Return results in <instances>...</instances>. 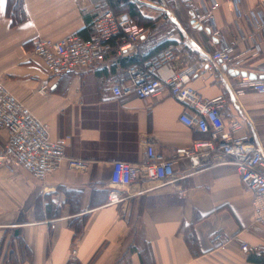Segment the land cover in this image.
<instances>
[{"label": "crops", "instance_id": "obj_1", "mask_svg": "<svg viewBox=\"0 0 264 264\" xmlns=\"http://www.w3.org/2000/svg\"><path fill=\"white\" fill-rule=\"evenodd\" d=\"M218 1L214 18L224 40L232 43L237 37L233 11ZM174 2L179 18L169 9L150 16L170 20L172 26L154 27L156 21L142 25L149 33L137 52L126 57L136 58L134 63L109 58L66 77L46 73L32 53V41L93 37L94 20L103 12L95 2L22 0L18 19L7 10L8 0L0 3V83L48 126L51 139L68 137L65 160L43 180L0 164V264H260L234 237L258 246L264 259V229L252 222L251 193L224 157H204L196 167L176 159V180L161 186L141 182L115 188L110 183L114 161L138 164L147 146L155 157L168 159L176 148L205 138L179 122V115L192 112L167 92L145 100L132 93L113 97L103 83L105 75L123 67L139 69L149 54L167 45L175 46L176 58L160 76L203 63L215 41L189 24L199 0ZM254 5L255 0H245L242 7ZM263 64L257 57L241 69L254 75ZM238 82L227 70L202 69L190 84L204 98L223 95L225 127L239 121L240 132L249 134L264 156V95L250 90L237 94ZM42 86L46 90L39 93ZM5 140L1 130L0 147ZM115 189L128 197L110 205L107 196ZM215 233L229 242L212 244Z\"/></svg>", "mask_w": 264, "mask_h": 264}, {"label": "built area", "instance_id": "obj_2", "mask_svg": "<svg viewBox=\"0 0 264 264\" xmlns=\"http://www.w3.org/2000/svg\"><path fill=\"white\" fill-rule=\"evenodd\" d=\"M178 1L192 4V0ZM243 1L223 0L232 8L237 29V37L232 43L224 40L214 18V12L221 7L218 0H199L191 11L193 17H190V21L215 41V48L206 54L199 67L168 70L166 75L160 76L159 71L169 68L176 58L175 46L167 45L149 54L139 69L127 66L103 77V83L109 87L113 97L132 93L137 99L145 100L167 92L177 103L192 112L191 115L185 112L179 115V122L205 136L195 140L189 148H176L168 159L155 157L153 147L147 146L138 164L114 161L110 183L115 188L141 182L161 186L176 180V159L185 158L196 167L204 157L221 156L235 168L242 186L251 193L252 222L264 229V156L261 149L249 134L240 132L242 125L239 121H232L225 127L222 110L226 98L223 95L207 99L190 84L191 76L198 70L234 71L239 78L237 94L250 90L264 95V64L257 68L254 79L241 69L245 62L257 57L264 63V0H255V5L246 10L242 7ZM94 28L95 34L91 38H82L78 34L58 40L36 38L32 41V53L41 61L47 74L66 77L97 68L109 58L131 56L149 33L148 28L139 26L127 13H115L110 9L94 20ZM45 90L46 86H42L39 93ZM1 130L6 133V140L0 147L1 165L18 166L35 179L43 180L56 172L65 160L64 148L68 137L51 139L48 126L0 83ZM127 197L115 189L108 193L107 202L115 205ZM234 239L241 250L253 254L260 252L258 246L249 245L236 237ZM210 240L216 246H223L230 239L215 233ZM75 252L71 250V259Z\"/></svg>", "mask_w": 264, "mask_h": 264}, {"label": "trees", "instance_id": "obj_3", "mask_svg": "<svg viewBox=\"0 0 264 264\" xmlns=\"http://www.w3.org/2000/svg\"><path fill=\"white\" fill-rule=\"evenodd\" d=\"M22 0H8V5H7V10L14 14V16L18 19V18H22L23 16V10H22V6L21 3ZM140 4L134 1H129V0H112L111 3V7L117 12L120 13H126V12H122L120 10H124L126 9L127 14L134 19V21L138 24V25H152L153 22L155 21L154 18L151 17H145L144 15H142L139 11V6ZM19 7V8H18ZM17 13V14H16ZM139 17H142L144 19H146L148 22L147 23H142L141 20L139 19ZM14 20V19H13ZM15 21V20H14ZM82 38H87V37H82ZM156 51V50H155ZM153 53V52H152ZM134 57L131 58H124L121 60V63H126V64H131L135 62ZM256 259V263H262L264 262V259L262 257V255H260L259 253L254 254Z\"/></svg>", "mask_w": 264, "mask_h": 264}, {"label": "rangeland", "instance_id": "obj_4", "mask_svg": "<svg viewBox=\"0 0 264 264\" xmlns=\"http://www.w3.org/2000/svg\"><path fill=\"white\" fill-rule=\"evenodd\" d=\"M93 1L95 2L94 4H96L97 7L100 8L101 11H103V12L106 11V10H109V9L114 11V12H116L111 7L112 0H93ZM129 1L137 2L138 0H129ZM174 1L175 0H144V3L140 4L138 6L139 7L138 9H139L140 13L142 15H144L145 17H150V16L153 17V16L158 15L160 13L163 14V13H166L168 11V9H169V10H171L173 12V14L175 15L176 18H179L178 10H177L178 7L177 6L174 7L175 6V2ZM120 11L127 13L126 9L120 10ZM117 13H120V12H117ZM139 19L144 24L148 22L146 19H144L142 17H139ZM156 22H158V23H157L156 26L154 25V27L160 26L161 28H163V27H170L169 25L172 26L170 20H164V21L158 20Z\"/></svg>", "mask_w": 264, "mask_h": 264}, {"label": "water", "instance_id": "obj_5", "mask_svg": "<svg viewBox=\"0 0 264 264\" xmlns=\"http://www.w3.org/2000/svg\"><path fill=\"white\" fill-rule=\"evenodd\" d=\"M189 15H190V17H193V13H192V12H190ZM189 24H190L191 26L197 28V29H201L199 26L195 25V24L193 23V21H190ZM229 73H231L232 75H235V76L237 75V73L234 72V71H229ZM241 76H244V73H241ZM250 78H251V79H254L255 76H254V75H250Z\"/></svg>", "mask_w": 264, "mask_h": 264}, {"label": "snow or ice", "instance_id": "obj_6", "mask_svg": "<svg viewBox=\"0 0 264 264\" xmlns=\"http://www.w3.org/2000/svg\"><path fill=\"white\" fill-rule=\"evenodd\" d=\"M0 3H3V0H0Z\"/></svg>", "mask_w": 264, "mask_h": 264}, {"label": "bare ground", "instance_id": "obj_7", "mask_svg": "<svg viewBox=\"0 0 264 264\" xmlns=\"http://www.w3.org/2000/svg\"><path fill=\"white\" fill-rule=\"evenodd\" d=\"M127 47H125V49H126Z\"/></svg>", "mask_w": 264, "mask_h": 264}]
</instances>
